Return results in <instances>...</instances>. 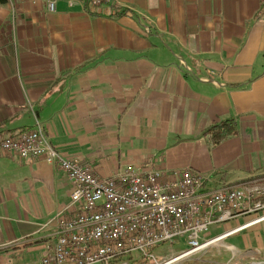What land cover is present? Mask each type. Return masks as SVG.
<instances>
[{
    "label": "crops",
    "instance_id": "1",
    "mask_svg": "<svg viewBox=\"0 0 264 264\" xmlns=\"http://www.w3.org/2000/svg\"><path fill=\"white\" fill-rule=\"evenodd\" d=\"M54 1L0 0V138L38 123L99 177L131 164L211 188L264 180V0L88 2L98 15ZM226 120L236 133L212 144ZM71 189L55 164L0 149V264L39 260Z\"/></svg>",
    "mask_w": 264,
    "mask_h": 264
},
{
    "label": "built area",
    "instance_id": "2",
    "mask_svg": "<svg viewBox=\"0 0 264 264\" xmlns=\"http://www.w3.org/2000/svg\"><path fill=\"white\" fill-rule=\"evenodd\" d=\"M106 1L89 0L95 5ZM54 7L55 1L49 0L48 9ZM0 149L55 164L72 184L68 203L53 217L54 241L35 264L154 259L151 250L165 242L172 246L175 238L186 244L179 256H189L210 244L204 236L211 226L264 212V180L211 188L209 176L190 168H138L131 164L99 177L89 166L62 156L38 123L33 129L0 138ZM255 220H264V214Z\"/></svg>",
    "mask_w": 264,
    "mask_h": 264
},
{
    "label": "rangeland",
    "instance_id": "3",
    "mask_svg": "<svg viewBox=\"0 0 264 264\" xmlns=\"http://www.w3.org/2000/svg\"><path fill=\"white\" fill-rule=\"evenodd\" d=\"M262 214H264V212L234 217L231 219L234 221V227H230L229 229H222L225 222L211 226L209 231L204 236V240H211L221 234L235 229V227L237 228L245 224L246 222L254 221ZM175 239L176 240L172 246H170L167 242L155 246L151 250L154 255V259H116L111 261L109 264H164L165 261L181 255L182 250L186 248V244H184L180 238ZM239 239H242L244 242H242L243 245L235 241ZM263 239L264 220L253 223L252 225L234 231L233 233L231 232L224 238L217 240V242L208 244L195 253L190 254L189 256H183L169 264H229V262L236 264L247 259L253 260L257 258L264 261V244L261 242ZM43 255L41 257H43Z\"/></svg>",
    "mask_w": 264,
    "mask_h": 264
},
{
    "label": "trees",
    "instance_id": "4",
    "mask_svg": "<svg viewBox=\"0 0 264 264\" xmlns=\"http://www.w3.org/2000/svg\"><path fill=\"white\" fill-rule=\"evenodd\" d=\"M88 2H89L88 0L83 1L84 9L92 15H98L99 14L98 12L93 10L91 11V9L88 6ZM126 12H127L126 10H123L120 13H126ZM111 15H115V14H111ZM205 133L209 135L212 144H217L223 138L229 135H234L236 133V125L233 120L221 121L207 128Z\"/></svg>",
    "mask_w": 264,
    "mask_h": 264
},
{
    "label": "bare ground",
    "instance_id": "5",
    "mask_svg": "<svg viewBox=\"0 0 264 264\" xmlns=\"http://www.w3.org/2000/svg\"><path fill=\"white\" fill-rule=\"evenodd\" d=\"M255 222H256V220H254V221H250V222H246L245 224H243V225L237 227L236 229H240V228L248 227V226L252 225V224L255 223ZM236 229H233V230H236ZM233 230L228 231V232H226V233H224V234H221V235L217 236L216 238H213V239L209 240L208 243L213 244V243L217 242V240L224 238L227 234L231 233ZM181 257H182V256H181ZM181 257H180V256L173 257V258H171V259L165 261L164 264L172 263V262L176 261L177 259H179V258H181Z\"/></svg>",
    "mask_w": 264,
    "mask_h": 264
}]
</instances>
